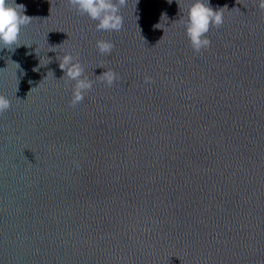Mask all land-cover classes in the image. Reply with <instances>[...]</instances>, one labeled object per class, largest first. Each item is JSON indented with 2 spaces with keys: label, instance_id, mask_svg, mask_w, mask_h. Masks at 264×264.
<instances>
[{
  "label": "water",
  "instance_id": "1",
  "mask_svg": "<svg viewBox=\"0 0 264 264\" xmlns=\"http://www.w3.org/2000/svg\"><path fill=\"white\" fill-rule=\"evenodd\" d=\"M169 2L127 0L109 32L15 0L33 19L0 50V264H264V10L208 0L224 23L196 53L193 0ZM67 53L94 81L75 107Z\"/></svg>",
  "mask_w": 264,
  "mask_h": 264
},
{
  "label": "clouds",
  "instance_id": "2",
  "mask_svg": "<svg viewBox=\"0 0 264 264\" xmlns=\"http://www.w3.org/2000/svg\"><path fill=\"white\" fill-rule=\"evenodd\" d=\"M171 3V0L170 2ZM68 6L79 15H85L96 22V31L119 32L123 29L124 18L121 8L127 5V0H67ZM264 10V0L258 4ZM25 6L16 4L15 0H0V50H13L19 47L22 29L31 23L32 17L25 15ZM186 36L194 52L206 50L211 41L207 37L210 29L219 28L224 23L223 12L214 11L208 0H193L183 21ZM97 50L102 55H110L115 45L111 41L98 40ZM53 52V51H51ZM60 69L69 82H74L70 107L83 102L85 95L92 90L93 83L85 74V69L79 61V54L67 53L59 59ZM99 81L109 87L119 79V74L112 69L104 71L97 76ZM145 83H151L152 78L146 76ZM11 107V102L4 95H0V114Z\"/></svg>",
  "mask_w": 264,
  "mask_h": 264
}]
</instances>
